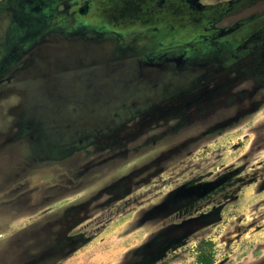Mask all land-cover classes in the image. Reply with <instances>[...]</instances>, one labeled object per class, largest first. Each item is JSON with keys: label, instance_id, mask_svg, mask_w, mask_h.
Returning a JSON list of instances; mask_svg holds the SVG:
<instances>
[{"label": "rangeland", "instance_id": "374dc122", "mask_svg": "<svg viewBox=\"0 0 264 264\" xmlns=\"http://www.w3.org/2000/svg\"><path fill=\"white\" fill-rule=\"evenodd\" d=\"M24 1L0 0V264H264V49L199 39L264 0H201L197 22L181 3V19L148 22L152 0H92L90 24L131 34L124 46L58 27L12 49L32 38L28 15L61 24L71 8ZM5 13L19 24L6 34Z\"/></svg>", "mask_w": 264, "mask_h": 264}, {"label": "flooded vegetation", "instance_id": "af4514ba", "mask_svg": "<svg viewBox=\"0 0 264 264\" xmlns=\"http://www.w3.org/2000/svg\"><path fill=\"white\" fill-rule=\"evenodd\" d=\"M44 1V2H43ZM67 2L68 5L71 6L70 9L67 10V13L65 15H61V19L62 21H66L65 23H61L58 24L56 22L57 19H59V17L57 15L55 16H49V19H43V15H39V20L36 21V19H32L30 15H28V18L22 22L25 23V27H28L29 29V35L28 37H32L30 40L28 41H19L17 42L16 40H13L12 43L15 44L12 49H28V48H32L35 47V45H38L44 41H39L41 38H45L48 34H52V33H56V28H64L63 31H61L60 33H63V35H61V38H68V35L70 34H76V35H83L85 34V37H89L88 35H91L90 39H70L68 38L69 42H78V41H84L87 43H92V42H97V41H110V40H114L116 41L117 46H124L123 42H127V40L125 38L128 37H132L131 34H124L121 35L119 34L117 31H113V30H105L103 28H97L93 25L90 24L89 19H91V17H93L96 12L95 7L92 8L91 5L93 4L92 0H63L62 2ZM73 1V3H72ZM48 2L50 3L51 0H25L23 3L24 8L25 6L33 9L36 8L38 9V11L41 10H46V12L51 9V7H49V9H47L48 7ZM55 2V0H54ZM202 2L201 0H199V3ZM92 3V4H91ZM184 10H191L192 14H188L189 17L193 18L195 22L197 21H201L200 18L201 17H205L204 13L207 11L208 7L207 5H205L203 2L200 4H197L196 2L193 3L194 6H196V9H193L194 6H192V4L188 1V0H152L149 10L148 12L150 13V18H147V14H146V18L145 20H148V22H151L152 20L155 21H165L167 20L170 16H179L180 13L179 11L177 13H168L169 9L177 7L174 4H180ZM230 5H232V3H229ZM17 4H12L8 7V9H11L12 11H14V13L16 14L17 10L19 8H17L16 6ZM20 7V6H19ZM33 7V8H32ZM195 8V7H194ZM33 11V10H32ZM75 12V13H73ZM91 12V14H90ZM77 13V14H76ZM201 14V15H200ZM20 14L18 15V18H20ZM221 16V15H218ZM217 15H211V19L209 20H205L207 22H215L219 20V17ZM180 19L183 17V15L181 14V16H179ZM9 18V19H8ZM43 19V20H41ZM70 19H77L78 23L76 25L70 26L71 24H69V20ZM41 20V21H40ZM263 21L264 20V15H262L261 17H258V19H252V20H247L246 21H241V23H238L235 27H228L227 29H223V28H219L216 24H211L210 28L206 29V34L202 35L199 37L200 40H202V44H212L213 43H217V42H222V46H214L213 48L210 47L209 45V49H223L228 47V49L231 47V43H232V39L235 40V38L241 37L243 40H241L240 45L238 46L239 49L246 51L247 49H264V35L261 36V33L264 32V26L261 25L259 27L258 30V34L259 37L256 38L255 40H253V37L257 36V35H251L250 31L249 32H244L245 28H249L250 27V21H255V26L257 25L256 22L258 21ZM1 21H2V27H3V33H9V31L11 30L10 28L12 27H16L18 28L19 24L17 23V21H15L14 17H12V15L10 16V14H4V16L1 17ZM40 21V23H39ZM180 21V20H179ZM203 27L204 24L202 25ZM212 27V28H211ZM55 28V29H54ZM13 30V29H12ZM151 30V31H150ZM149 30L150 33L152 32H157L159 29L158 27H153ZM14 31V30H13ZM13 31L9 36V37H13L16 34H13ZM244 32V33H243ZM149 33V34H150ZM162 33V31H161ZM6 35H2V32L0 31V37L3 38L1 40V44H3L2 42H7L5 37ZM157 36V35H156ZM155 36V37H156ZM244 36V37H243ZM25 37V36H24ZM27 37V36H26ZM27 37V38H28ZM149 40L153 41V37L150 34V36H147ZM123 42H122V41ZM164 38L159 34V37L157 36V41L156 44L159 45L160 49H186V46L182 45V43L180 42V45H170L168 46L166 44V42H164ZM224 40V41H223ZM130 42H132L133 45V49H143V47H141L140 45H138L137 43V36L133 37L130 39ZM43 44V43H42ZM151 44V42L147 43V46L145 47V49H149V45ZM242 45V47H240ZM201 45V44H200ZM253 46V48H252ZM39 46H36L34 49H37ZM2 49H4L3 47H1ZM8 49V46L6 47ZM190 49V48H189ZM194 49V48H192ZM197 49H201L199 46H197ZM216 51L212 52V53H207L205 56V60L210 62L212 59H215L216 56ZM217 59H219L217 57ZM213 61V60H212Z\"/></svg>", "mask_w": 264, "mask_h": 264}, {"label": "water", "instance_id": "95a60500", "mask_svg": "<svg viewBox=\"0 0 264 264\" xmlns=\"http://www.w3.org/2000/svg\"><path fill=\"white\" fill-rule=\"evenodd\" d=\"M192 5L195 3V0H188ZM196 7V6H195Z\"/></svg>", "mask_w": 264, "mask_h": 264}, {"label": "trees", "instance_id": "16d2710c", "mask_svg": "<svg viewBox=\"0 0 264 264\" xmlns=\"http://www.w3.org/2000/svg\"><path fill=\"white\" fill-rule=\"evenodd\" d=\"M209 263H210V261H207V262H206V264H209Z\"/></svg>", "mask_w": 264, "mask_h": 264}]
</instances>
